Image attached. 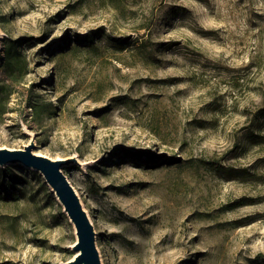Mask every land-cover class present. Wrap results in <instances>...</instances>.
Returning a JSON list of instances; mask_svg holds the SVG:
<instances>
[{"label": "rangeland", "instance_id": "1", "mask_svg": "<svg viewBox=\"0 0 264 264\" xmlns=\"http://www.w3.org/2000/svg\"><path fill=\"white\" fill-rule=\"evenodd\" d=\"M27 145L100 264H264V0H0V148ZM0 168V264H69L41 173Z\"/></svg>", "mask_w": 264, "mask_h": 264}, {"label": "water", "instance_id": "2", "mask_svg": "<svg viewBox=\"0 0 264 264\" xmlns=\"http://www.w3.org/2000/svg\"><path fill=\"white\" fill-rule=\"evenodd\" d=\"M31 148V145L17 150L0 148V164L20 162L38 170L51 187L56 199L63 206L64 212L75 228L77 238L72 246L75 254L69 264H100L94 243L92 225L80 204L73 186L61 170L64 160H53L52 158L36 154L32 152Z\"/></svg>", "mask_w": 264, "mask_h": 264}, {"label": "trees", "instance_id": "3", "mask_svg": "<svg viewBox=\"0 0 264 264\" xmlns=\"http://www.w3.org/2000/svg\"><path fill=\"white\" fill-rule=\"evenodd\" d=\"M14 49L13 46L10 44L7 45V47L4 49L6 55L9 57L10 55V49ZM19 54L17 50H13L12 52V58H14ZM7 57V58H8ZM6 94V93H5ZM15 174L12 173L8 168H0V186L3 188L6 186L7 182H5L3 179L6 178V180L10 181L14 179Z\"/></svg>", "mask_w": 264, "mask_h": 264}, {"label": "bare ground", "instance_id": "4", "mask_svg": "<svg viewBox=\"0 0 264 264\" xmlns=\"http://www.w3.org/2000/svg\"><path fill=\"white\" fill-rule=\"evenodd\" d=\"M77 254V253H76Z\"/></svg>", "mask_w": 264, "mask_h": 264}]
</instances>
